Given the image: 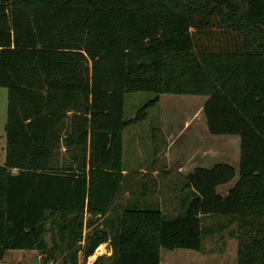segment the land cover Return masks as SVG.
I'll return each instance as SVG.
<instances>
[{"label": "trees", "instance_id": "1", "mask_svg": "<svg viewBox=\"0 0 264 264\" xmlns=\"http://www.w3.org/2000/svg\"><path fill=\"white\" fill-rule=\"evenodd\" d=\"M0 87V264L52 252L56 219L61 264L102 243L91 264H159L160 248L199 251L211 214L235 220L236 264H264V0H0ZM135 91L205 96L207 133L238 140L224 195L234 169L216 162L176 171L173 218L138 207L169 173L157 153L139 175L123 168L122 130L151 103L124 121Z\"/></svg>", "mask_w": 264, "mask_h": 264}, {"label": "rangeland", "instance_id": "2", "mask_svg": "<svg viewBox=\"0 0 264 264\" xmlns=\"http://www.w3.org/2000/svg\"><path fill=\"white\" fill-rule=\"evenodd\" d=\"M156 96V100H154ZM205 96L199 95H174L158 94L151 92L135 91L125 92L122 102V119L130 121L136 111L145 106V116L136 123H128L122 130V164L130 172L140 173L147 171L155 153L156 164H163L168 171L166 179H162L157 188V198L138 197V207L155 208L160 201L163 207L164 219L173 218L178 211L175 196L181 180L175 175L174 165L184 168L180 175L186 174L193 166L209 167L215 162H224L234 169V176L228 182L218 185L215 191L224 195L234 184L237 178L238 143L237 140L225 136L208 137L200 130L202 116L201 104ZM6 106V90L0 87V165L3 163L4 150V121ZM204 124V122H203ZM172 136V143L167 149L165 134ZM208 150L210 158L200 159V149ZM168 150L170 152H168ZM168 164H170L168 166ZM140 169V170H139ZM137 177L133 176L135 180ZM158 199V200H157ZM201 226V248L194 252L186 249L159 250V264H236V233L237 225L229 215H202L199 217ZM54 221H47L46 234L44 235L48 247L52 252H44L41 258H36V252L8 251L3 257L2 264H61L62 243L57 239ZM89 230L85 228L83 233ZM107 245L99 246L93 253L81 257L79 251L76 264H91L98 255H109Z\"/></svg>", "mask_w": 264, "mask_h": 264}, {"label": "crops", "instance_id": "3", "mask_svg": "<svg viewBox=\"0 0 264 264\" xmlns=\"http://www.w3.org/2000/svg\"><path fill=\"white\" fill-rule=\"evenodd\" d=\"M194 96V95H193ZM203 103V102H202ZM202 105V104H201ZM201 114V113H200ZM200 116H202V115H200ZM203 119V118H202ZM203 122L204 121H202L201 120V127H200V130H202L203 132H204V134L206 135V136H208V137H211V136H215V135H210L209 133H207V131H206V128H205V124H203ZM124 129V128H123ZM165 136V139H166V142H167V149H169V147H170V145H171V141H172V136L171 135H169V133H167V134H165L164 135ZM226 137H229V138H233V139H235V140H237V137H235V136H225V138ZM121 138H122V134H121ZM237 143H238V140H237ZM121 145H122V140H121ZM207 151L209 152V149L207 150L206 149V147L204 148H201L200 149V157H202V158H200V159H203V160H205V158L207 159V157H209L210 158V155H209V153H207ZM168 152H170L169 150H168ZM122 153H123V149H122ZM208 160V159H207ZM238 161V160H237ZM216 163V162H215ZM222 163H224V162H222ZM228 164V163H227ZM170 164H168V166H169ZM211 166V165H210ZM172 167H174V170L175 171H177V172H181L182 170H183V166L180 164V165H174V166H172ZM194 167H196V166H193V167H191V169L192 168H194ZM198 167H200V166H198ZM123 168H124V170H128L126 167H124L123 166ZM190 169V170H191ZM140 170V169H139ZM190 170H188V172L190 171ZM185 173H187V172H185ZM126 200H127V198H125ZM101 245H103V246H105V245H107V243H102V244H99L97 247H99V246H101ZM96 247V248H97ZM107 248L109 249V246L107 245ZM12 252H21V253H27V252H31V253H33V252H36V251H34V250H22V251H12ZM36 258L37 259H40L41 258V254H39V253H37L36 252ZM2 264V263H1Z\"/></svg>", "mask_w": 264, "mask_h": 264}]
</instances>
